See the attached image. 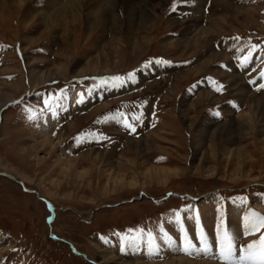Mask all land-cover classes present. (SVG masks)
I'll return each instance as SVG.
<instances>
[{"label":"rangeland","instance_id":"1","mask_svg":"<svg viewBox=\"0 0 264 264\" xmlns=\"http://www.w3.org/2000/svg\"><path fill=\"white\" fill-rule=\"evenodd\" d=\"M135 1L91 30L87 11L75 24L69 16L50 19L58 6L50 0H25L21 8L0 0V171L43 198L0 176V264H101L96 249L118 262L224 264V233L233 255L258 239L245 224L256 220L250 213L264 216V0H227L233 9L207 2L199 12L221 20L203 47L190 39L205 19L196 27L172 23L186 19L185 7L202 5L192 0L175 10L173 0L159 9L151 0L153 20L129 44L134 21L125 16ZM214 52L221 57L206 68ZM49 75L59 78L46 81ZM237 79L257 105L234 95ZM44 136L51 155L39 145ZM129 140L145 151H127ZM112 150L116 162L135 167L110 169L83 155ZM64 157H78L67 175L56 161ZM146 171L180 178L146 182ZM141 192L155 201L126 202ZM168 192L175 195L164 198Z\"/></svg>","mask_w":264,"mask_h":264},{"label":"bare ground","instance_id":"2","mask_svg":"<svg viewBox=\"0 0 264 264\" xmlns=\"http://www.w3.org/2000/svg\"><path fill=\"white\" fill-rule=\"evenodd\" d=\"M12 4H16V5H13V6H18V8H21L24 3H25V0H9ZM63 0H50L51 3H54L57 7H54V10L53 12L50 14V16H52L50 19H53L54 21L55 20H59L61 18H65L67 16H69L71 18V22L72 23H77V20H78V17L79 16H82V14L85 13L86 15V22H87V29L92 27L91 30L93 29V27H96L97 24L94 25V23H98L100 22L104 16L106 18L107 17V14L118 9L121 10V6L123 4H126L127 0H105L104 2H102L101 4V8L97 10V12L95 11H91L88 10V6L90 4L91 1H94V0H67L66 2L62 3ZM65 1V0H64ZM98 1V0H97ZM169 1L171 0H159V2L157 4H155V8H162L165 4H167ZM193 2L195 1V3L198 4V2H202V5H199V6H194L192 7H185L184 9H188L189 11L187 12V15L184 16V18L186 19H183V20H175V22H172L173 23V27H178L180 26L181 24H186L188 23V27H196L198 25H201V23H203L202 21L204 20L205 21V27L204 26H201V28L198 29V27L196 28L197 30H194V35L192 36V38L190 40H193L195 42H197L196 44L198 46H205V42H206V37L210 34V32L216 28L217 25H219V19H217V21H215L213 18L210 17L209 20H207V18H205L200 12H199V9L203 8L207 2H212L213 4L215 5H218V6H222V7H225L227 9H230V4L227 3V0H192ZM109 2V4L107 3ZM113 2V3H112ZM136 6L133 7V8H128L126 10V13H127V16H125L127 18V21L129 22H132L134 21L133 23V26L132 28L130 29V25L128 24V30L127 32H131L132 35H136L135 39L134 37H130L128 39V42L129 44L131 45H135L136 42H137V37L139 33L137 32H140L141 31H145L147 26H149L150 22H152L153 18H152V12L149 10V3H151V0H136ZM170 3V2H169ZM191 5V2H189ZM232 8V6H231ZM133 9V10H132ZM233 9V8H232ZM1 12H0V16H1ZM91 15V17H90ZM2 18V17H0ZM47 18L48 16L44 14V18L43 20L46 22L47 21ZM201 20V22H200ZM221 20V19H220ZM221 22V21H220ZM73 24V25H75ZM119 31L118 32H115L113 31L114 33L116 34H119L121 35V33H123L124 29H121V28H118ZM90 30V31H91ZM134 30V31H132ZM134 32V33H133ZM188 33V32H187ZM113 43V42H112ZM221 57V54L220 53H217V52H214L212 55H211V58L209 60H206V65L205 67L207 68L209 64L213 63L214 61H218V59H220ZM92 64H95L97 65L94 60H91L90 61ZM96 62L99 64V61L98 59H96ZM76 77L80 76V74H76L74 75ZM59 78V77H58ZM56 76L54 75H49L47 78H46V81H51L53 79H58ZM236 78V77H235ZM234 78V79H235ZM237 81H240L239 79H237ZM238 84V90L236 91V93H234V95H239L241 97H249L248 98V102L249 101H252L254 104L257 105V102L258 100H256V98L253 97V94L250 93L248 90L244 89V86L242 85V82L240 81ZM129 85V84H126V86ZM124 85H121V86H117L114 88V91L118 92V91H122L124 90V88L126 87ZM236 89V88H235ZM112 90V89H111ZM233 90V89H232ZM73 90L71 92H69V95H73L72 94ZM207 93L208 96H211L212 94L209 93V92H205ZM73 97V96H72ZM198 97L197 99L191 103V105L194 107L193 109H195V107H197L198 105H200L199 101H198ZM251 102V103H252ZM191 127V126H190ZM189 127V128H190ZM43 124L41 123L40 125V130H43ZM148 136V135H146ZM148 141V140H146ZM40 146L42 147H50V151L48 152V155H51L53 150L51 149L52 146H51V139L47 138V137H43L40 141ZM200 143H198L196 146H199ZM149 145V146H148ZM150 145L148 142L145 143V148L147 151L149 150L150 148ZM36 145H33L31 146L33 149L35 148ZM131 147L132 149V153L134 154H140L141 151H145L141 148L140 146V143L139 142H133L132 140H129V143L127 144V147H126V150L131 152V150L129 149ZM154 147H157V146H154ZM153 147V148H154ZM125 150V151H126ZM138 154V155H139ZM85 156H87L88 158V161H92V162H97V161H101L102 163H105L107 166L110 165V169L111 168H118L120 166H122L123 164L122 163H119L118 161L116 162V160L113 159V157H116L115 156V151L112 150V151H89L88 155L87 154H83ZM82 155V156H83ZM137 155V156H138ZM118 158L120 156H117ZM78 158V157H77ZM77 158H57L56 161L57 163H60V164H64V165H67L66 167H62L63 171L65 172V174L67 175V170H68V173L71 171H69V168L71 166H73L71 164V162L73 160L76 161ZM130 162V164L134 166L135 162L132 161V160H129L127 163H125L124 165L127 166V164ZM123 165V166H124ZM159 169V168H158ZM161 170V169H160ZM169 170H167L168 172ZM145 177L146 178V182H153V181H158V180H169L168 178H174V179H177V178H180V176L174 172H171V173H162V171L159 172H151V171H146L145 173ZM114 179H116L114 177ZM113 179V181H114ZM118 184H116L117 186ZM115 186V185H113ZM204 197H200V201L202 203H204ZM202 199V200H201ZM96 252L99 256V258L101 259L100 263L101 264H217V263H214V262H211V261H192V260H188L186 258H183V257H178V258H172V259H168L167 261H163L161 263H137V262H129V261H126V262H121V261H117V258L111 254L110 252H104V251H101V250H98L96 249Z\"/></svg>","mask_w":264,"mask_h":264},{"label":"snow or ice","instance_id":"3","mask_svg":"<svg viewBox=\"0 0 264 264\" xmlns=\"http://www.w3.org/2000/svg\"><path fill=\"white\" fill-rule=\"evenodd\" d=\"M179 2L180 0H173V10H175ZM250 55L251 53H249V56ZM245 60H247V58H245ZM241 66H244V62H242ZM262 75H264V73H262ZM261 87H264V85H261ZM125 126L127 127L128 125ZM249 215L256 217V220L255 222H252L246 218L245 232L249 235L259 232L260 235L258 239L252 240L250 243L245 245L244 248L240 249L241 254L238 256V258H234L232 238L228 235V233H224L222 236H220L219 240V259L224 261V264H264V232L261 231L264 229V216H260L257 213H250ZM178 218L179 213H177V219ZM207 250L206 244L202 249H200V251L203 252H206ZM185 252L187 254H191L190 245L189 247L185 248Z\"/></svg>","mask_w":264,"mask_h":264},{"label":"water","instance_id":"4","mask_svg":"<svg viewBox=\"0 0 264 264\" xmlns=\"http://www.w3.org/2000/svg\"><path fill=\"white\" fill-rule=\"evenodd\" d=\"M0 176L7 177V178H9V179H11V180H13V181L19 183V184L23 187V189H24L25 191H27V192H34V193H35L40 199H43V198H42L41 196H39L38 193L35 192L34 190L27 189V188L24 186V183H23L21 180H19L18 178H16L14 175H12V174H10V173H8V172H5V171H0ZM141 196H142V193L140 194L139 197H137V198H136V197H133V198H131L130 200H128V201H126V202L130 203V202H132V201H134V200L140 199ZM45 201H46V200H45Z\"/></svg>","mask_w":264,"mask_h":264}]
</instances>
